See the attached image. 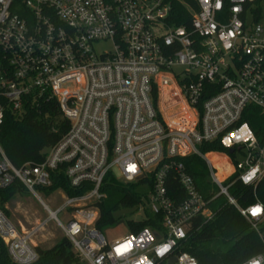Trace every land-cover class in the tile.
Listing matches in <instances>:
<instances>
[{
  "label": "built area",
  "instance_id": "built-area-1",
  "mask_svg": "<svg viewBox=\"0 0 264 264\" xmlns=\"http://www.w3.org/2000/svg\"><path fill=\"white\" fill-rule=\"evenodd\" d=\"M191 1L197 10L188 0H0V129L7 110L41 99L56 100L70 121L41 163L16 166L0 145V189L20 183L49 214L27 229L0 208L14 264L39 260L35 237L50 220L78 264H200L184 249L220 198L262 244L243 264H264L261 0ZM176 2L187 5L188 24L171 23ZM104 44L110 49L99 52ZM213 143L222 149L203 150ZM191 156L205 163L200 185L183 161ZM59 171L83 192L46 195ZM109 173L148 187L138 210L160 215L159 229L111 239L97 228ZM237 183L254 189V203H240Z\"/></svg>",
  "mask_w": 264,
  "mask_h": 264
},
{
  "label": "trees",
  "instance_id": "trees-1",
  "mask_svg": "<svg viewBox=\"0 0 264 264\" xmlns=\"http://www.w3.org/2000/svg\"><path fill=\"white\" fill-rule=\"evenodd\" d=\"M194 10L198 7L195 2L188 0ZM264 0L259 2L258 12L264 11ZM190 12L186 4H174L171 23L175 26L188 24ZM253 125V124H252ZM70 121L65 117L56 100L45 102L38 100L27 102L21 112L7 110L4 123L0 129V145L16 166L27 162L41 163L47 149L54 146L69 130ZM217 143L207 144L203 150H221ZM183 161L197 184L205 180V163L191 156ZM63 188L69 196L81 194L83 191L74 190L69 185L63 171L54 175V184L44 193ZM106 198L99 204L101 215L97 228L106 232L125 224L131 232H138L144 227L153 230L161 226V216L146 213L141 222L129 220L119 214L122 208L137 207L143 202V193L135 183L125 184L109 173L103 185ZM233 193L242 205L255 202V191L252 187L241 183L235 184ZM27 190L16 183L7 189H0V208L16 195H25ZM257 196L264 202V181L256 190ZM215 217L204 224L190 237L185 251L194 255L200 264H243L248 259L263 251L258 235L249 222L233 207L221 203ZM8 212V211H7ZM40 258L35 264H78L79 260L67 237L58 241L53 247H38ZM0 264H14L8 254L5 242L0 238Z\"/></svg>",
  "mask_w": 264,
  "mask_h": 264
},
{
  "label": "rangeland",
  "instance_id": "rangeland-1",
  "mask_svg": "<svg viewBox=\"0 0 264 264\" xmlns=\"http://www.w3.org/2000/svg\"><path fill=\"white\" fill-rule=\"evenodd\" d=\"M264 10V7H263ZM109 44L101 45L97 48L99 52L110 49ZM180 107H176L179 109ZM140 191L147 192L148 187L146 185H142ZM58 197V201L61 200V193L59 190L55 194ZM45 201L50 204L54 209L58 206V204H54L55 198L47 197L43 195ZM223 202V199H218L215 203L216 207ZM6 209L10 218L16 223L18 226H24L27 229H30L37 225L39 222L44 221L48 217V213L44 210L43 206L39 202V200L30 193L25 195H16L11 198L6 204ZM119 214L127 216L129 220L134 222H141L145 219V213L141 211V209H137V207L132 208H122L119 210ZM111 239H117L127 236L131 230L125 225H119L115 228H110L106 231ZM65 237L62 230H60L55 220H50L44 228H42L37 236L35 237V241L38 243L41 248H50L53 247L58 241Z\"/></svg>",
  "mask_w": 264,
  "mask_h": 264
},
{
  "label": "clouds",
  "instance_id": "clouds-1",
  "mask_svg": "<svg viewBox=\"0 0 264 264\" xmlns=\"http://www.w3.org/2000/svg\"><path fill=\"white\" fill-rule=\"evenodd\" d=\"M243 127H247L246 125H244ZM234 135V134H233ZM227 146H230V142H226ZM255 173L253 172L251 175L247 176L244 178L245 182L247 183L248 181H250L252 179V175H254ZM256 210H258L257 212L260 211L259 208H256Z\"/></svg>",
  "mask_w": 264,
  "mask_h": 264
},
{
  "label": "snow or ice",
  "instance_id": "snow-or-ice-1",
  "mask_svg": "<svg viewBox=\"0 0 264 264\" xmlns=\"http://www.w3.org/2000/svg\"><path fill=\"white\" fill-rule=\"evenodd\" d=\"M257 211H258V210L254 209V210H253V214H256V213H257Z\"/></svg>",
  "mask_w": 264,
  "mask_h": 264
}]
</instances>
